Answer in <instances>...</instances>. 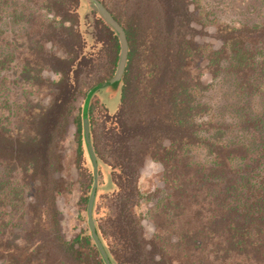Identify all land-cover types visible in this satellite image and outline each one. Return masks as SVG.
Instances as JSON below:
<instances>
[{"label":"trees","instance_id":"1","mask_svg":"<svg viewBox=\"0 0 264 264\" xmlns=\"http://www.w3.org/2000/svg\"><path fill=\"white\" fill-rule=\"evenodd\" d=\"M99 1L128 43L118 109L105 107L96 122L90 105L88 115L94 151L114 186L106 212L93 215L110 260L264 264V20L226 28L222 46L202 56L185 0ZM12 8L0 3V264H104L88 232L63 235L57 151L72 118L84 165L76 101L112 78L119 40L80 0H48L42 20L23 11L7 20ZM201 56L213 82L203 90H218L208 103L194 94ZM44 70L58 79L46 81ZM17 86L18 107L10 98ZM37 92L46 95L32 98ZM147 159L163 169V188L149 199L148 237L136 213Z\"/></svg>","mask_w":264,"mask_h":264},{"label":"rangeland","instance_id":"2","mask_svg":"<svg viewBox=\"0 0 264 264\" xmlns=\"http://www.w3.org/2000/svg\"><path fill=\"white\" fill-rule=\"evenodd\" d=\"M10 1L11 5L14 6V8L11 9V16H9L7 20H17L14 19V16L21 11H23V15H26L27 17L30 15L33 17V19H36V17H38L39 15V18L36 20H42L41 17L43 16V14H46V5L48 0ZM3 2L4 0H0V3ZM80 2L87 10L93 9L97 13V11L92 6L85 4L81 0ZM185 2L187 3L190 12V20L193 21L192 25L194 27V30L192 34L195 37V41L199 40V50L201 51L202 56L205 55V50H216V48H220L222 46V42H224V35L226 36V28H240L243 24L249 23V20H264V0H185ZM15 8H17V11H14ZM112 12L116 14L115 10ZM5 28L6 27H4L3 29ZM15 28L16 34L19 33L20 35L21 33H23L20 31V27ZM7 34L8 32H6L4 35L2 34L1 36H7ZM219 34L223 37H221ZM19 43L20 41L17 43L18 46ZM204 60L205 58L202 57L198 62L200 72L202 71V76L200 78L202 86L201 88H199L200 91H195L194 94L197 98L196 101H198L200 98L201 102L207 100L208 103L212 98L218 96V90L215 89L211 93L210 91L203 90V87L210 86L213 83L211 81L212 77L209 72L203 71ZM42 76L44 79H46V81H49L52 78H54V80L58 79L57 76H52V74L46 70L42 72ZM22 90L23 89L20 86H17L16 88H14V90L11 91L10 98L12 101L17 102V107L23 104L24 97L20 92ZM86 94L81 95L77 98L76 107L80 109V111L82 109ZM45 95V92H40V94L37 92L33 95L32 98L40 96V98L42 99V97H44ZM207 96L208 99H206ZM120 100V87L108 86L98 91L93 96L90 103V105H93V114L94 116H96L95 121H99V115H102V110H105V107L109 112H115L118 109ZM3 106L4 103L0 101V107ZM77 113L78 111L76 110L74 112V115ZM6 114L7 113H5V115ZM5 115H3V118H5ZM19 116L20 113L17 114L14 107L13 115L10 118L12 127H17L20 124L21 118ZM66 127L67 133L60 137L61 142L57 151V154L62 159L63 165V168L60 172V177L65 181L62 193L57 196V208L61 214L63 235L66 239L71 240L83 231L88 232L86 223L87 202L84 203L83 194L86 193L89 196L90 193L89 190L92 186V166L83 139L82 149L84 165L77 162V133L76 126L73 123L72 118H70V121ZM164 145H169V141L165 140ZM98 162L99 178L94 206L95 218H101L103 216V213L106 212V209L110 205V203L105 198L112 193L114 187L110 178V176L112 175L110 167H106L103 163H101L99 158ZM162 171L163 169L161 168V166L150 159H147L143 163V166L139 171L138 189L142 195V199L138 203L136 213L139 217L140 223L144 227V232L147 237L151 236L154 232L153 221L150 216L147 215V210L151 207L152 204L149 199L150 197L156 196L159 193V190L163 188V181L161 180ZM3 175L6 176L5 173L1 175L0 171V178ZM174 239L175 236L173 235L172 240Z\"/></svg>","mask_w":264,"mask_h":264},{"label":"water","instance_id":"3","mask_svg":"<svg viewBox=\"0 0 264 264\" xmlns=\"http://www.w3.org/2000/svg\"><path fill=\"white\" fill-rule=\"evenodd\" d=\"M87 5L92 6L104 22L106 26L112 29L120 43V54L119 60L116 67V70L108 81L103 82L101 84H97L93 86L86 94L83 106L81 109V125H82V137L83 142L86 147V151L88 153L91 166H92V186L90 189V193L88 196L87 207H86V223L88 229V235L94 244L96 250L98 251L102 261L104 264H114L110 260L107 252L104 249V246L97 234L96 225L94 222V203L97 194V187H98V178H99V162L98 158L95 154L93 143L90 135V127H89V108L90 103L93 96L100 90L112 86V87H119L122 81L128 60V43L126 39L125 32L123 28L114 20L108 10L104 7V5L99 0H81Z\"/></svg>","mask_w":264,"mask_h":264}]
</instances>
